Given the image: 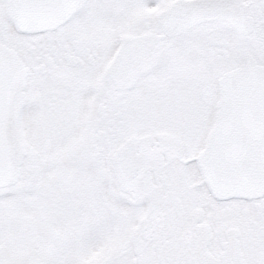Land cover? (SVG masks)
Returning <instances> with one entry per match:
<instances>
[{
	"label": "snow or ice",
	"instance_id": "obj_1",
	"mask_svg": "<svg viewBox=\"0 0 264 264\" xmlns=\"http://www.w3.org/2000/svg\"><path fill=\"white\" fill-rule=\"evenodd\" d=\"M0 264H264V0H0Z\"/></svg>",
	"mask_w": 264,
	"mask_h": 264
}]
</instances>
